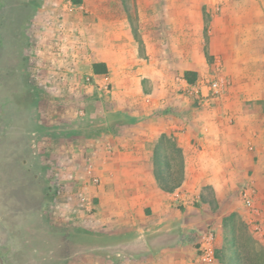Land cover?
I'll return each mask as SVG.
<instances>
[{"label":"rangeland","instance_id":"1","mask_svg":"<svg viewBox=\"0 0 264 264\" xmlns=\"http://www.w3.org/2000/svg\"><path fill=\"white\" fill-rule=\"evenodd\" d=\"M200 2L82 0L75 4L73 0H0V255L5 264H72L71 259L66 260L71 246L98 244L81 221L83 215L86 220L96 218L88 217L96 208L89 213L83 209L84 192H76L68 185L84 184L88 186L86 190L99 186V181L93 182L87 173L95 164L91 156L98 155L96 140L108 128L118 131L114 117L119 113L107 112L112 109V85L105 81L100 87V82L86 70L90 57L96 54V48L84 38L94 12H100L96 8L107 4L126 9L136 38L141 39V54L146 49L142 36L151 29L153 18L148 13L156 8L162 10L157 12L160 23L162 12H166L165 19L175 24L167 27L166 33L171 39H180L181 44L176 42L180 46L171 48L169 63H155L156 68L149 69L163 84L154 91V97L189 102L192 108L200 109L221 101L230 85L223 59L212 53L213 46L208 42L213 31L211 16L208 20L205 17L201 30L190 31L188 27L193 17H188L190 8ZM179 6L187 8L188 13L180 12ZM185 16L186 34H179L176 30ZM220 32L218 29L216 33ZM188 62L201 64L194 83L206 85L205 97L189 95L182 85V78H186L182 72ZM219 79L223 87L213 95L209 82ZM157 110L152 114L155 117L161 115ZM178 161H174V171ZM185 180L186 174L182 184ZM243 189L220 193L219 214L224 215L217 224L202 222L208 219L211 208L190 213L198 218L188 230L192 236H203L200 243H194L201 257L203 248L211 246L213 262L264 264V237L252 229L251 216L243 204ZM214 193L206 188L204 196L212 202ZM255 203L263 210L257 200ZM71 212L78 216V223L75 219L65 220ZM262 220L264 224V217ZM218 227H222L221 243L215 242ZM68 237L75 238L71 246L70 242L66 245ZM73 259V264H86L97 258L89 259L81 252ZM202 262L213 263L203 257Z\"/></svg>","mask_w":264,"mask_h":264},{"label":"crops","instance_id":"2","mask_svg":"<svg viewBox=\"0 0 264 264\" xmlns=\"http://www.w3.org/2000/svg\"><path fill=\"white\" fill-rule=\"evenodd\" d=\"M107 4L96 8L100 12H94L84 37L96 48L86 70L100 87L105 81L112 85V109L107 112L119 113L114 117L118 131L108 128L96 140L98 155L91 156L95 164L87 173L93 182L98 178L99 186L86 190L87 185L68 184L84 192L83 209L89 213L96 208L88 215L96 218L86 220L83 215L81 221L98 244L71 246L75 238L68 237L66 245L70 242L72 249L66 260L73 264V256L82 252L97 258L86 264H220L202 262L194 243L203 236H192L188 230L198 218L190 213L211 208L202 222L217 224L224 215L219 214L220 193L247 185L264 210V0H202L190 8L188 17L195 18H189L190 31L201 30L205 17L211 16L208 42L212 53L223 59L230 82L225 99L200 109L189 102H171L166 95L162 100L154 97L163 84L149 69L156 68L155 63H169L171 48L181 44L166 33L175 25L165 19L166 12L162 26L160 9L148 13L153 18L151 29L142 36L146 49L141 54V39L136 38L126 9ZM179 11L188 13L181 6ZM185 19L176 30L179 34H186ZM95 62L105 63L108 72L94 75ZM200 65L188 62L182 73L199 74ZM156 110L159 117L152 115ZM162 137L175 140L183 153L186 180L173 191L164 189L156 177L154 148ZM206 188L215 192L212 202L204 196ZM68 214L65 220L79 222L76 213ZM215 239L221 243L222 227L216 229Z\"/></svg>","mask_w":264,"mask_h":264},{"label":"trees","instance_id":"3","mask_svg":"<svg viewBox=\"0 0 264 264\" xmlns=\"http://www.w3.org/2000/svg\"><path fill=\"white\" fill-rule=\"evenodd\" d=\"M75 4H79L82 0H73ZM108 68L103 62L93 63L94 75L106 74ZM197 73L186 71L185 77L190 83H194L197 79ZM168 152V153H167ZM154 163L156 166V177L160 185L166 190H175L182 185L185 176V166L182 149L177 145V142L170 137H162L154 148ZM179 160V166L174 171V161ZM178 165V164H176ZM264 252L261 253V255ZM255 264V263H254ZM257 264V263H256Z\"/></svg>","mask_w":264,"mask_h":264},{"label":"built area","instance_id":"4","mask_svg":"<svg viewBox=\"0 0 264 264\" xmlns=\"http://www.w3.org/2000/svg\"><path fill=\"white\" fill-rule=\"evenodd\" d=\"M183 82H184V89L189 95L196 97H200V96L205 97L206 95H208L203 93V88L204 86L206 87V85L203 84L202 82L190 83L185 79H183ZM221 82H222L221 79L209 82V89L210 91H212L213 95L221 92V89L223 87ZM105 88L108 89L109 85L106 84ZM94 180L98 181V178H94ZM243 191H244L243 204L246 208H248V213L251 216V220H249V222L252 226V229L254 232L264 237V224L262 220L263 210L255 203L256 202L255 191L250 185L245 186ZM203 250H204L202 254L203 259L210 262L215 261L213 248L211 246H206L205 248H203Z\"/></svg>","mask_w":264,"mask_h":264},{"label":"water","instance_id":"5","mask_svg":"<svg viewBox=\"0 0 264 264\" xmlns=\"http://www.w3.org/2000/svg\"><path fill=\"white\" fill-rule=\"evenodd\" d=\"M0 264H5L4 260L2 259L1 255H0Z\"/></svg>","mask_w":264,"mask_h":264}]
</instances>
